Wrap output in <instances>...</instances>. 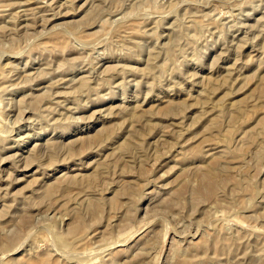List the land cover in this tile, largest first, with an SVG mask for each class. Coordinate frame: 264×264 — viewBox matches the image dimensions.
I'll use <instances>...</instances> for the list:
<instances>
[{
    "label": "rangeland",
    "instance_id": "obj_1",
    "mask_svg": "<svg viewBox=\"0 0 264 264\" xmlns=\"http://www.w3.org/2000/svg\"><path fill=\"white\" fill-rule=\"evenodd\" d=\"M0 264H264V0H0Z\"/></svg>",
    "mask_w": 264,
    "mask_h": 264
}]
</instances>
